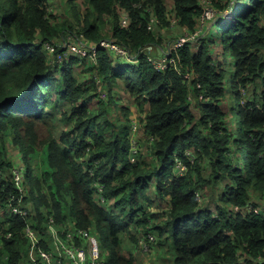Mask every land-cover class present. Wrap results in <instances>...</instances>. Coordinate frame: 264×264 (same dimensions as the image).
Listing matches in <instances>:
<instances>
[{
    "label": "trees",
    "instance_id": "16d2710c",
    "mask_svg": "<svg viewBox=\"0 0 264 264\" xmlns=\"http://www.w3.org/2000/svg\"><path fill=\"white\" fill-rule=\"evenodd\" d=\"M71 1L74 25L54 17L51 0H0V264H29V225L38 247L49 248L50 218L96 233L106 264H138L123 253V237L138 244L149 233L152 246L172 243L173 264H261L264 214L247 206H264V0H211L213 25L174 51L191 80L176 68L158 70L148 56L159 57L181 27L196 29L200 0H87L84 13ZM153 15L161 23L151 29ZM68 30L94 42L114 39L138 57L115 61L100 47L98 64L79 55L50 62L43 42ZM75 64L88 72L83 80ZM99 73L107 98L99 96ZM117 86L132 104L119 102ZM137 115L153 163L131 158ZM153 181L167 202L159 212L148 209ZM201 189H212L214 208Z\"/></svg>",
    "mask_w": 264,
    "mask_h": 264
},
{
    "label": "built area",
    "instance_id": "2783aa9c",
    "mask_svg": "<svg viewBox=\"0 0 264 264\" xmlns=\"http://www.w3.org/2000/svg\"><path fill=\"white\" fill-rule=\"evenodd\" d=\"M200 3L204 8V13L199 20L198 26L201 25L203 27V25L206 26V19L212 18L215 15L216 10L209 4L210 0H200ZM138 5L142 6V2ZM170 21V25L173 27L178 24V19L175 16L171 17ZM129 22L130 18L128 14L125 13L123 16V24L127 25ZM159 23H161V21L153 15L149 21V28L154 29L159 26ZM203 31L204 30L199 29L198 27H196V29H191L187 26L181 27V34L166 45V49L163 50L162 54L159 57L149 55V60L158 70L176 68L183 78L191 80L194 76L193 72L188 69H183L178 57L174 54V51L186 42L198 39ZM67 32L65 33L62 42L56 40H46L43 42L44 48L52 53V59L50 62L63 63L65 60L67 61L71 57L79 55L81 57H87L93 64H98V48L100 47L109 48L115 57V61L117 59L122 60V62L127 60L134 61L138 57L137 52H132L114 39L105 38L99 42H94L88 39L83 32L77 33L72 30H68ZM96 82L103 88L100 97L106 98L108 96V91L104 88V76L100 73L99 75L97 74ZM189 97L194 102L196 101L192 94H190ZM203 97L204 95L200 94L199 98L203 99ZM140 125H142L143 133L145 134V124L140 122L138 115L133 117L131 138V158L133 161H136L139 153V139L133 135V132H135ZM186 154L191 157V159L196 157V153L191 149L186 150ZM177 166L182 172L186 167L178 157ZM19 178L20 176H16L18 183L20 182ZM197 193L199 198H201V193L199 191ZM101 199L104 201V198ZM247 207L250 211L264 214V206L262 205L250 203ZM231 208L234 212L241 210V207L237 204H233ZM17 210L21 211L20 209ZM47 226L50 237L52 238V242L47 249L38 247L39 238L34 228L29 225L26 229L27 236L31 240V247L28 255L29 264H106V258L101 251L99 236L96 233H93L90 229L71 225L69 226L72 228L71 230L63 227V225L57 224L52 218L48 221ZM155 239L156 237L153 233L142 235L139 244L144 250H150ZM260 260L261 264H264V256L261 257Z\"/></svg>",
    "mask_w": 264,
    "mask_h": 264
},
{
    "label": "rangeland",
    "instance_id": "374dc122",
    "mask_svg": "<svg viewBox=\"0 0 264 264\" xmlns=\"http://www.w3.org/2000/svg\"><path fill=\"white\" fill-rule=\"evenodd\" d=\"M237 1H240V2H244L245 0H236ZM75 1H71V0H53L51 2V5H49V10L54 14V17L57 18L59 21L61 22H65L67 24H72L74 25V17H73V13H72V10H71V5L74 3ZM167 2L169 4H172V0H167ZM245 3V2H244ZM210 5H212L211 3V0H210ZM77 5L80 7V9L82 10V12L84 13L86 11V9L88 8V1L87 0H77ZM216 16H213L212 18H207L206 19V23L208 25V23L210 24L209 26H212L213 23L212 21L215 19ZM181 27V26H180ZM199 29H202L204 30L206 28L205 25H203V27L201 25L197 26ZM112 28V23L110 21L104 23L103 25V31L105 33H107V35L110 34V29ZM204 32V31H203ZM217 30H214V33H216ZM68 33V32H67ZM163 33V32H162ZM67 35V34H66ZM172 35L171 34H167V35H163V38L165 39H168L167 43L172 39ZM61 42V41H59ZM221 48V47H219ZM218 48V50H219ZM155 56V55H154ZM158 57V56H156ZM232 55L231 53L229 52V50H226L225 51V58H226V62L228 63V69L231 70L232 68V62L231 60L233 61L234 58H232ZM119 60V59H117ZM81 72H85L86 69H82V70H79ZM234 71V70H233ZM234 73V72H233ZM231 79L233 81V83L236 81L235 80V77L232 75L231 76ZM124 103H127L129 104L130 101H126V99H124ZM229 104V101L225 104V106H228ZM117 105H118V102H117ZM236 109V108H235ZM54 110L58 113L59 116H61V113L63 111V107L62 106H56L54 108ZM239 120V119H238ZM62 126H64L63 123L60 122V126L58 128L55 129V132H56V135H59L61 134L62 132ZM133 135L138 137L139 139V153L138 154H141L142 156H144L147 160H150L151 159V155H150V149L146 147V149L144 150L143 152V148L146 144V139L144 137V133H143V127L142 125H140L138 127V129L133 132ZM13 154L15 155L16 154V150L14 149L13 150ZM18 162V161H17ZM17 176H20L19 180V184L21 185V182H22V174H21V169L20 167L18 166H15L14 168ZM201 200L209 207L211 208H214L216 206V201L213 197V192H212V189H207V190H204V189H201ZM158 203L160 206H164V208L162 210H164L166 208V201L165 200H162L160 196L157 197L154 205ZM161 210V211H162ZM63 227L65 228H68V229H71L69 226H64ZM123 253L125 255H128L129 252L132 250V249H135L136 250V255H135V259H136V262L138 264H150V261H151V258H156L154 259V263L156 262H161V264H170V258H171V251L167 252L166 254L164 255H161V253L159 252V255H156V253L158 252L157 251V247L159 246H162V245H154L151 247L150 250H144L142 246H140V244L136 245V242L131 239L129 236H126V237H123ZM105 257H106V254H105Z\"/></svg>",
    "mask_w": 264,
    "mask_h": 264
},
{
    "label": "crops",
    "instance_id": "0c3cea01",
    "mask_svg": "<svg viewBox=\"0 0 264 264\" xmlns=\"http://www.w3.org/2000/svg\"><path fill=\"white\" fill-rule=\"evenodd\" d=\"M51 1H53V0H51ZM64 36H65V33L63 34V35H61L59 38H56L55 40L56 41H63V38H64ZM166 46V45H165ZM163 50V46L161 45V46H159V56L162 54L161 53V51ZM48 55H49V61L52 59V53L51 52H49V53H47ZM70 62V60L68 61L67 60V63H69ZM82 69H85V67L83 66V65H79V64H75V71H76V73H78V75L80 76V79L81 80H83L84 79V77L85 76H87L88 75V72L87 71H85V72H81V71H79V70H82ZM99 87H100V92H99V96L101 95V91H102V87L99 85ZM104 88H106V87H104ZM107 89V88H106ZM115 91L117 92V95H118V97H119V102L121 103V104H125L124 102V99H126V101H130V103L132 104V98H131V96H130V94L129 93H127L125 90H124V88H121V87H115ZM108 97V96H107ZM106 97V98H107ZM129 103V104H130ZM127 104V103H126ZM135 113V112H134ZM115 114V113H114ZM135 114H138V113H135ZM145 137V139H146V144H147V146L145 145L144 146V148H143V152H144V150L146 149V147H147V149L149 148V146H148V143H147V136L145 135L144 136ZM150 152V155H151V159L150 160H147V161H150V162H154L155 161V159H154V157H153V155H152V153H151V151H149ZM144 157V156H143ZM145 158V157H144ZM156 185H157V182L156 181H153L152 182V185H151V188H150V190H149V195H150V198H151V200H152V202L149 204V208L148 209H150V210H153V211H156V212H159V211H161L163 208H164V206L162 207V206H160L158 203H156L155 205H154V203H155V201H156V199H157V197L158 196H160L159 195V193H158V191H157V189H156ZM167 203V202H166ZM126 237V236H125ZM136 245H137V242H136ZM138 245H139V243H138ZM165 245H167V246H165ZM168 245L171 247L172 246V243L171 242H167V243H164V244H162V246H159V247H157V253H156V255H159V252L161 253V255H164V254H166L167 252H169V251H171V250H169L168 249ZM123 246H124V244H123ZM134 254V256L136 255V250L135 249H132L130 252H129V254L127 255V256H129L130 254ZM157 258V257H156ZM156 258H151V261H150V264H161V262H156V263H154V259H156ZM173 257H172V252H171V258H170V264H173V259H172Z\"/></svg>",
    "mask_w": 264,
    "mask_h": 264
}]
</instances>
